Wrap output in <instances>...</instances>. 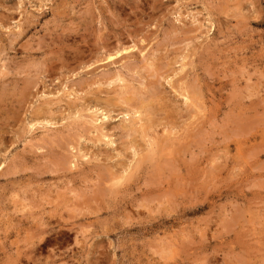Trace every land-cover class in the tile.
<instances>
[{"label":"rangeland","instance_id":"obj_1","mask_svg":"<svg viewBox=\"0 0 264 264\" xmlns=\"http://www.w3.org/2000/svg\"><path fill=\"white\" fill-rule=\"evenodd\" d=\"M145 94L186 153L125 181L117 99ZM0 264H264V0H0Z\"/></svg>","mask_w":264,"mask_h":264},{"label":"bare ground","instance_id":"obj_2","mask_svg":"<svg viewBox=\"0 0 264 264\" xmlns=\"http://www.w3.org/2000/svg\"><path fill=\"white\" fill-rule=\"evenodd\" d=\"M238 3V2H237ZM192 19H193V17H192ZM200 21V20H199ZM88 22V21H87ZM201 22V21H200ZM195 24V23H194ZM201 24V23H200ZM86 26V25H85ZM183 33V32H182ZM8 34V33H7ZM11 36V35H10ZM80 36V35H79ZM17 39V38H16ZM42 44V43H41ZM31 50H33L32 48H31ZM126 50V49H125ZM163 50V49H162ZM3 51V50H2ZM119 52V51H118ZM121 52V51H120ZM154 52V51H153ZM116 53V52H115ZM156 53H158L157 51H156ZM173 53V52H172ZM127 54V53H126ZM55 55V54H54ZM60 55V54H59ZM132 55V54H131ZM169 55V54H168ZM179 55V54H178ZM158 56V55H157ZM171 56V55H170ZM182 56V55H181ZM185 56H187V55H185ZM106 57V56H105ZM161 58V57H160ZM160 58H159V60H160ZM163 58V57H162ZM165 58H167V57H165ZM164 58V59H165ZM107 59V58H106ZM108 59H110V56H109V58ZM154 59V58H153ZM151 60L150 61V66H152V64H154L153 62H154V60ZM186 59V58H185ZM156 60V59H155ZM183 60V59H182ZM148 61V60H147ZM184 61V60H183ZM160 62V61H159ZM18 64H20V63H18ZM33 64V63H32ZM160 64V63H159ZM158 64V66H159V68H160V65ZM44 65V64H43ZM183 65V64H182ZM154 66V65H153ZM36 67V66H35ZM179 68V67H178ZM186 68V67H185ZM161 69V68H160ZM184 69V67L182 68V70ZM128 70V69H127ZM139 70V69H138ZM182 70H180V71H182ZM185 70V69H184ZM45 71V70H44ZM158 71H159V69H158ZM161 71V70H160ZM169 71V70H168ZM179 71V70H178ZM206 71H207V69H206ZM23 72V71H22ZM168 73V72H167ZM170 73V72H169ZM168 73V75H170ZM172 73H175V72H172ZM180 73H182V72H180ZM180 73H178V74H180ZM121 74V73H120ZM166 74V73H165ZM178 74H176V75H178ZM164 75V74H163ZM167 75V74H166ZM172 75V74H171ZM175 75V76H176ZM159 76V75H158ZM107 77V76H106ZM160 77H161V75H160ZM163 77H165V76H163ZM170 77V76H169ZM208 77V76H207ZM30 78V77H29ZM32 78V77H31ZM152 78H153V75H152ZM166 78H168V77H166ZM165 78V79H166ZM181 78V77H180ZM114 79V78H113ZM164 79V80H165ZM169 79V78H168ZM172 79V78H171ZM178 79V78H177ZM200 79V78H199ZM31 80V79H30ZM198 80V79H197ZM22 81H24V80H22ZM32 81H36V80H32ZM105 81V80H104ZM107 81V80H106ZM115 81V80H114ZM113 81V82H114ZM182 81V80H181ZM34 82H32V85H33V83ZM111 82V81H110ZM113 82H111V84L113 83ZM116 82H118V83H120L121 82V84H126L125 83V81L122 79V78H120V77H117L116 78ZM173 82V81H172ZM171 82V83H172ZM194 82V81H193ZM136 83V82H135ZM168 83H170V82H168ZM171 83H170V85H171ZM175 83V82H174ZM178 83V82H177ZM183 83V82H182ZM192 83V82H191ZM22 84L24 85H26L27 86V82H25V83H23L22 82ZM105 84H106V82H105ZM113 84H115V83H113ZM128 84H129V82H128ZM159 84V83H158ZM201 84V83H200ZM2 85V84H1ZM17 85V84H16ZM30 85V84H29ZM100 85H102V84H100ZM107 85V84H106ZM109 85H110V83H109ZM109 85H107V86H109ZM119 85V84H118ZM152 85V84H151ZM181 85V84H180ZM193 85V84H192ZM78 86V85H77ZM132 86V85H131ZM141 88H139V90L141 91V90H143L144 89V86L141 84V85H139ZM174 86V85H173ZM178 86H179V84H178ZM178 86H177V88H178ZM183 86V85H182ZM182 86H180V87H182ZM187 86V85H186ZM194 86V85H193ZM201 86V85H200ZM14 87V86H13ZM16 87V86H15ZM23 87V86H22ZM110 87V86H109ZM130 87V86H129ZM129 87H127V88H129ZM148 87H149V85H148ZM172 87V86H171ZM179 87V88H180ZM191 87V86H190ZM197 87V86H196ZM88 88V87H87ZM99 88V87H98ZM119 89H121V87H118ZM122 88H124L123 86H122ZM137 88V89H138ZM149 88H151V87H149ZM159 88V87H158ZM157 88V89H158ZM186 88L188 89V87H185V90H186ZM194 88H195V86H194ZM198 88V87H197ZM196 88V89H197ZM16 89H17V87H16ZM125 89H126V87H125ZM134 90L135 88L133 87H131V89L130 90ZM136 89V90H137ZM146 89V88H145ZM144 89V93H145V90ZM148 89V88H147ZM152 89V88H151ZM155 89H156V87H155ZM176 89V88H175ZM181 89V88H180ZM182 89H183V87H182ZM248 89V88H247ZM23 90H26V89H24V87H23ZM22 90V91H23ZM31 90V89H30ZM95 90H97V88L95 89ZM99 91L98 92H100V89H98ZM118 90V89H117ZM129 90V91H130ZM149 90V89H148ZM153 91V93L154 94H158L157 92H159V91H157L156 93L154 92V89H152ZM177 90V89H176ZM191 89H189V91H190ZM193 90V89H192ZM108 91V90H107ZM112 91V89L110 90V94L111 93H113V92H115V91H113V92H111ZM126 91V90H125ZM175 91V90H174ZM179 91H181V90H179ZM183 91V90H182ZM187 91V90H186ZM196 91H198V90H196ZM29 92V91H28ZM80 92V91H79ZM83 92V91H82ZM102 92H104L103 91V89H102ZM109 92V91H108ZM118 92H120L119 90H118ZM135 92V91H134ZM151 92V91H150ZM163 92V91H162ZM205 92V91H204ZM16 93V92H15ZM14 93V94H15ZM81 93V92H80ZM84 93V92H83ZM96 93V92H95ZM105 93V92H104ZM188 94H186L185 93V95H183V96H185V100H187L188 102H192L195 98H196V100L198 99L197 97H194V96H196L197 94L196 93H198V95H200L199 94V91L198 92H196V93H194V90H193V94H192V92H187ZM13 94V93H12ZM17 94H18V97H21V98H24V93H21V92H17ZM21 94V96H19ZM23 94V95H22ZM27 94V93H26ZM67 95H69L68 93H66ZM117 94V93H116ZM120 94H121V92H120ZM119 94V95H120ZM133 94H135V93H133ZM154 94H150V95H146V96H148V97H144V95H143V97L141 98L140 97V99H139V97L138 98H136V101L135 102H133V103H137V104H135L134 106H132V105H130L131 104V102L135 99V96H133L132 98H127V99H124L123 100V102L120 100L119 101V99H117L118 100V102L119 103H123V104H126V105H128V106H130V107H132L131 109H128V110H126L125 109V111H124V113L122 112L121 113V116L123 115V117L125 118V120L123 121V120H121V122L119 123V126L117 125L115 128L116 129H119V130H121L123 133H125V138H126V142L125 143H122V144H124V146H122V147H124L123 148V150H126V151H130L131 153V158L130 159H132V160H130V161H133V163H132V166L130 167V169H129V174L125 177V181H129L131 178H133V175H134V173L135 172H137V171H139L140 170V168L143 166V164L145 165L147 162H151V161H153L154 159H157L156 160V162H158L159 163V160H160V158L162 157V155H164L163 156V158L164 157H166V156H171V159L174 161L175 160V154L174 153H181V154H185L186 152V149L185 148H187V147H185L187 144H188V142H187V144L186 145H184V149H183V146H182V148H181V150L179 149V143H178V140H176V138H175V135H176V127H177V124H175L176 126H174V124H172V120H173V122H174V119H172V118H170V116L171 115H162V112H163V110H161L162 108L160 107V103H158V100H157V98H156V96L154 95ZM180 94V93H179ZM183 94H184V91H183ZM196 94V95H195ZM202 94V93H201ZM66 95V96H67ZM81 95V94H80ZM124 95V94H123ZM136 95V94H135ZM139 95V94H138ZM194 95V96H193ZM17 96V95H16ZM27 96V95H26ZM69 96H71V95H69ZM92 96H94V95H92ZM107 96V95H106ZM140 96V95H139ZM163 96V95H162ZM181 96V95H180ZM119 98H120V96H118ZM159 97V96H158ZM88 98V97H87ZM107 98V97H106ZM25 99V98H24ZM74 99H75V97H74ZM94 99V98H93ZM95 99H96V97H95ZM93 100V101H96V100ZM97 99H98V97H97ZM99 99H100V97H99ZM98 99V100H99ZM121 99H123V98H121ZM163 99V98H162ZM200 99V98H199ZM16 100V99H15ZM14 100V101H15ZM92 100V99H91ZM97 100V101H98ZM138 100V101H137ZM183 100H184V98H183ZM192 100V101H191ZM201 100H203V99H201ZM20 101H22V99L21 100H18L17 102H20ZM76 101V100H75ZM78 101V100H77ZM84 101H86L85 99H84ZM89 101V100H88ZM200 101V100H199ZM80 102H81V100H80ZM164 102V101H163ZM204 102V101H203ZM78 103V102H77ZM82 103V102H81ZM85 103V102H84ZM95 103V102H94ZM99 103H101V102H99ZM21 103H19V105H20ZM53 104V103H52ZM101 104H103V105H100L101 106V108H102V110L104 111V113H102V110H100L101 111V113L100 114H102L101 116H102V126H100V127H102V130H105V129H103V122L105 121V119L107 120L109 117H108V115H110L111 113H113V111H116V107L118 106L117 105V101H116V99H103L102 98V103ZM168 104V103H167ZM184 104V103H183ZM16 105V104H15ZM45 105V104H44ZM48 105H49V103H48ZM87 105V104H86ZM97 105H98V103H97ZM96 105V106H97ZM182 105V104H181ZM185 105H187V103L185 104ZM51 106V105H50ZM69 106V105H68ZM71 106V105H70ZM81 106V105H80ZM88 106H89V104H88ZM93 106H95V105H92V107ZM170 107V106H169ZM168 107V108H169ZM185 107V106H184ZM44 108V107H43ZM75 108V107H74ZM95 108V107H94ZM98 108V107H97ZM100 108V109H101ZM181 108V107H180ZM186 108V107H185ZM188 108V107H187ZM190 108H192V106L190 107ZM39 109V108H38ZM45 109V108H44ZM47 109V108H46ZM87 109V108H86ZM93 109V108H92ZM115 109V110H114ZM196 109V108H195ZM6 110V109H5ZM41 110V109H40ZM66 110V109H65ZM72 110H74L73 109V107H72ZM82 110H84V109H82ZM189 110V109H188ZM192 110V109H191ZM49 111H50V109H49ZM75 111V110H74ZM81 111V110H80ZM85 111V110H84ZM90 111V110H89ZM94 111V110H93ZM97 111V110H96ZM99 111V112H100ZM182 111V110H181ZM195 111V110H194ZM48 112V111H47ZM51 112V111H50ZM83 112V111H82ZM82 112H79L80 114L82 113ZM91 112V111H90ZM118 112V111H117ZM177 112H179V111H177ZM33 113V112H32ZM34 113H36V112H34ZM33 113V114H34ZM52 113V112H51ZM50 113V114H51ZM71 113V112H70ZM70 113H67V114H69L70 115ZM78 113V114H79ZM93 113V112H92ZM114 113H116V112H114ZM161 113V114H160ZM197 113V112H196ZM73 114V113H72ZM96 114V113H95ZM164 114V113H163ZM170 114V113H169ZM193 114V113H192ZM45 115H46V113H45ZM53 115V114H52ZM94 115V114H93ZM37 116V115H36ZM51 116V115H50ZM49 116V117H50ZM70 116H72V115H70ZM73 116H74V114H73ZM172 116H173V114H172ZM187 116V115H186ZM189 116V115H188ZM194 116V115H193ZM192 116V117H193ZM196 117H197V115H195ZM34 117V116H33ZM61 117V116H60ZM76 117V116H75ZM98 117V116H97ZM112 117V116H111ZM114 117V116H113ZM116 117H119V116H116ZM115 117V118H116ZM181 117V116H180ZM29 118H31V117H29ZM41 118H43V116H41ZM51 118V117H50ZM67 118H68V116H67ZM94 118H96V117H94ZM93 118V119H94ZM178 118H179V116H178ZM34 119H36V118H34ZM45 119H47V118H45ZM44 119V120H45ZM53 119V118H52ZM69 119V118H68ZM75 119V118H74ZM92 119V120H93ZM186 119H187V117H186ZM195 119V118H194ZM193 119V120H194ZM13 120V119H12ZM60 120V119H59ZM95 120V119H94ZM99 120V119H98ZM178 120V119H177ZM185 120V119H184ZM196 120V119H195ZM29 121L31 122V120L29 119ZM36 121H39V120H36ZM36 121H34L33 123H29V126H30V128H32V127H35L36 125H37V123H40V122H36ZM42 121V120H41ZM96 121V120H95ZM115 121V120H114ZM126 121V122H125ZM181 121V120H180ZM183 121V120H182ZM189 121V120H188ZM192 121V120H191ZM48 122H50L51 123V121H48ZM56 122H58V120L56 121ZM82 122V121H81ZM94 122V121H93ZM178 122V121H177ZM196 122V121H195ZM42 123V122H41ZM49 123V124H50ZM92 123V122H91ZM101 123V122H100ZM198 123V122H197ZM239 123V122H238ZM43 124V123H42ZM46 124H48V123H46ZM48 124V125H49ZM56 124V123H55ZM82 124H84V123H82ZM252 125H253V123H251ZM256 124H258V123H256ZM47 125V126H48ZM51 125H52V123H51ZM85 125V124H84ZM195 125V124H194ZM91 126V125H90ZM94 126V125H93ZM115 126V125H114ZM189 126V125H188ZM245 125H243L242 126V128L244 127ZM248 126V125H247ZM250 126V125H249ZM44 127V126H43ZM119 127V128H118ZM160 128V130L157 132L156 131V128ZM193 127V126H192ZM237 127V129H238V126H236ZM95 128V127H94ZM190 128V127H189ZM201 128V127H200ZM39 129V128H38ZM178 129V128H177ZM182 129V128H181ZM75 130V129H74ZM80 130H82V129H80ZM92 130H96V128L95 129H92ZM111 131H112V128L110 129ZM190 130H191V128H190ZM202 130V128L200 129V130H198L199 132ZM239 130V129H238ZM238 130H236V131H238ZM250 130V129H249ZM85 131V130H84ZM88 131V130H87ZM89 131H91V130H89ZM97 131V130H96ZM95 131V132H96ZM100 132H101V130H99ZM183 132H185V129H183L182 130ZM187 131V130H186ZM195 131V130H194ZM247 131V129L245 130V132ZM34 132V131H33ZM83 132V131H82ZM94 132V131H93ZM94 132V133H95ZM108 132V131H107ZM110 132V131H109ZM189 132H191V131H189ZM202 132V131H201ZM90 133V132H89ZM97 133V132H96ZM106 133V132H105ZM103 131H102V134H100V136H101V138H104V139H106V142L105 141H103L104 142V144L103 145H106V144H108V143H112V141L110 140V138L105 134ZM119 133V132H118ZM234 133V132H233ZM232 133V134H233ZM241 133V132H240ZM247 133V132H246ZM85 134V133H84ZM88 134V133H87ZM90 134H92V133H90ZM120 134H121V132H120ZM195 134V133H194ZM261 134H263V133H261ZM196 135V134H195ZM205 135V134H204ZM242 135V134H241ZM112 136V135H111ZM191 136V135H190ZM118 137H120L119 135H118ZM137 137H139L140 138V140L143 142V146H138L139 145V142H137V140H136V138ZM180 137H181V135H180ZM187 137V136H186ZM195 137V136H194ZM194 137H192V138H194ZM201 137V136H200ZM232 137H234V136H232ZM55 138H57V137H55ZM128 138V139H127ZM103 139V140H104ZM188 139V138H187ZM195 139V138H194ZM61 140V139H60ZM73 140V139H72ZM99 140V139H98ZM98 140H96V142H99ZM139 140V139H138ZM62 141V140H61ZM102 141V140H101ZM118 141H119V139H118ZM233 141H234V139H233ZM236 141V140H235ZM238 141V140H237ZM236 141V142H237ZM241 141V140H240ZM57 142V141H56ZM72 142V141H71ZM71 142H70V144H71ZM120 142V141H119ZM192 142V141H191ZM194 143H195V141H193ZM196 142H197V140H196ZM236 142H234V144L236 143ZM248 142V141H247ZM55 143V142H54ZM92 143V142H91ZM102 143V142H101ZM106 143V144H105ZM200 144V143H199ZM58 145V144H57ZM56 145V146H57ZM112 145V144H111ZM141 145V144H140ZM195 145H196V143H195ZM72 146V145H71ZM113 146V145H112ZM121 146V145H120ZM189 146V145H188ZM191 146V145H190ZM189 146V147H190ZM197 146V145H196ZM238 146L240 147V144L238 143ZM49 147V146H48ZM121 147V148H122ZM141 147V148H140ZM145 147V148H144ZM112 148V147H111ZM200 148V147H199ZM108 149V148H107ZM147 149V150H146ZM111 150V149H110ZM117 150V149H116ZM144 150H146V152L145 153H143L144 152ZM44 151V150H43ZM55 151V150H54ZM79 151V150H78ZM120 151V150H119ZM181 151H184L185 153H183V152H181ZM191 151V150H190ZM189 151V152H190ZM83 152H84V150H83ZM86 152V151H85ZM84 152V153H85ZM113 152H115V151H113ZM121 152V151H120ZM123 152V151H122ZM65 153V152H64ZM79 154H80V151L78 152ZM102 153H104V152H102ZM107 153V152H106ZM116 153V152H115ZM129 152H127V154H128ZM172 153L174 154L173 156H172ZM85 154H87V153H85ZM112 154H114V153H112ZM71 155V154H70ZM98 155H99V153H98ZM124 155V154H123ZM129 155V154H128ZM72 156H74V154L72 155ZM82 156H84L83 154H82ZM90 156V155H89ZM95 156V155H94ZM154 156L156 157L157 156V158H154ZM195 156V155H194ZM75 157V156H74ZM110 157V156H109ZM125 157H127V156H125ZM182 157V156H181ZM44 158V157H43ZM42 158V159H43ZM54 158V157H53ZM60 158V157H59ZM58 158V159H59ZM73 158V157H72ZM85 158V157H84ZM86 158H88V157H86ZM96 158V157H95ZM112 157H110V159H111ZM113 158H114V156H113ZM112 158V159H113ZM116 158H117V160H118V158H123V156L118 152V153H116ZM108 159V158H107ZM115 159V158H114ZM45 160H47V159H45ZM69 160V159H68ZM76 160V159H75ZM121 160V159H120ZM119 160V163L121 164V165H119V166H121L122 167V169H124V170H126V168H128V167H126L125 165H122L123 163H121V161ZM127 160V159H126ZM129 160V159H128ZM170 159H168V161H169ZM178 160V159H177ZM176 160V161H177ZM49 162H50V159L48 160ZM47 161V162H48ZM54 162H55V160H53ZM57 161L58 160H56V165L59 167V165L58 164H60V163H57ZM84 161H85V159H84ZM182 161V160H181ZM54 162H53V164H54ZM64 162V161H63ZM66 162V161H65ZM65 162H64V164H65ZM88 162V161H87ZM111 162V161H110ZM162 162H166V161H164L163 159H162ZM46 163V162H45ZM69 163V162H68ZM113 163V162H112ZM118 163V164H119ZM170 163V162H169ZM181 163V162H180ZM211 163V162H210ZM73 164H74V158H73ZM85 164V163H84ZM108 164V163H107ZM114 164V163H113ZM177 164V163H176ZM175 164V165H176ZM12 165V164H11ZM62 165H63V163H62ZM67 165V164H66ZM66 165L64 166L65 168H67L66 167ZM163 165L165 166V164L163 163ZM167 166L166 167H168V164H166ZM171 165H172V163H171ZM50 166V165H49ZM54 166H55V164H54ZM113 166V165H112ZM160 166H162V165H160ZM189 166V165H188ZM12 167V166H11ZM46 167V166H45ZM51 167L53 168V165H51ZM56 167V166H55ZM57 167V168H58ZM62 167V166H61ZM60 167V168H61ZM99 167V166H98ZM156 167H159L158 165L156 166ZM176 167H177V165H176ZM17 168V167H16ZM56 168V169H57ZM60 168H58L57 169V171H59V169ZM111 168V167H110ZM114 168V167H113ZM152 168H154V167H152ZM151 168V169H152ZM160 168V167H159ZM156 169V171H159V170H162L161 168L160 169ZM171 166L169 167V169L171 170ZM175 168V167H174ZM174 168H172V169H174ZM15 169V168H14ZM20 169V168H19ZM48 169V168H47ZM55 169V170H56ZM64 169V168H63ZM63 169H62V171H63ZM96 169V168H95ZM178 169V168H177ZM187 169V168H186ZM9 170V169H8ZM11 170H12V168H11ZM35 170V169H34ZM51 170H54V169H51ZM61 170V169H60ZM101 170H102V168H101ZM147 170H148V168H147ZM150 170V169H149ZM163 170H165V169H163ZM175 170H176V168H175ZM179 170V169H178ZM20 171V170H19ZM91 171V170H90ZM95 171V170H94ZM111 171H112V169H111ZM12 172H13V170H12ZM54 172V171H53ZM52 172V173H53ZM105 172V171H104ZM165 172V171H164ZM170 172V171H169ZM180 172V171H179ZM14 173V172H13ZM99 173V172H98ZM106 173V172H105ZM126 173V172H125ZM160 173H162V174H164L162 171H160ZM173 173V172H172ZM15 174H16V172H15ZM99 174H103V173H99ZM107 174V173H106ZM117 174V173H116ZM124 174V173H123ZM153 174H155V170H154V173ZM188 174V173H187ZM10 175V174H9ZM13 175V174H12ZM97 175V174H96ZM108 175V174H107ZM125 175V174H124ZM147 175V174H146ZM98 176H100V175H98ZM103 176V175H102ZM144 176H145V174H144ZM157 176V174L155 175V177ZM166 177H167V175H165ZM164 176V177H165ZM9 177V176H8ZM109 177V176H108ZM111 177L112 178H110L111 180H120L121 178V176H113V175H111ZM149 177V176H148ZM148 177H147V179H146V181H144V180H142L143 182H146L147 184H154L153 182L154 181H152V182H150V183H148L147 182V180H148ZM154 177V178H155ZM99 178V177H98ZM159 178V177H158ZM167 178H169V176L167 177ZM108 179V178H107ZM106 179V180H107ZM159 179H161V178H159ZM80 180H82V179H80ZM99 180V179H98ZM98 180H96L97 182H95V183H101L102 184V182H99ZM101 180H103V182H104V180L105 179H103V178H101ZM100 180V181H101ZM162 180V179H161ZM161 180H158L157 182H159V181H161ZM165 180V179H164ZM108 181V180H107ZM148 181H150V180H148ZM169 181H170V179H169ZM172 182H173V180H172ZM106 183V182H105ZM162 183V182H161ZM146 184V185H147ZM159 184V183H158ZM163 184V183H162ZM166 184V183H165ZM176 184V187H178V185H177V183H175ZM98 185V184H97ZM103 185H104V183H103ZM164 185V184H163ZM162 185V186H163ZM147 186H150V185H147ZM170 186V185H169ZM98 188L100 187V185L99 186H97ZM174 187V186H173ZM103 188H104V186H103ZM107 188V187H106ZM177 189V188H176ZM120 191H121V189H120ZM123 191V190H122ZM127 191V190H126ZM157 192V191H156ZM129 193V192H128ZM175 193V192H174ZM183 194V193H182ZM89 196H90V193H89ZM152 196V195H151ZM85 197H86V195H85ZM104 197V196H103ZM111 197V196H110ZM149 197V196H148ZM164 197V196H163ZM88 199V198H87ZM91 199H93V198H91ZM101 199V198H100ZM107 199H108V197H107ZM119 199V198H118ZM93 200H95V197H94V199ZM104 200V199H103ZM106 200V199H105ZM117 200V199H116ZM165 200V199H164ZM163 200V201H164ZM101 201H102V199H101ZM92 202V201H91ZM116 202V201H115ZM84 204V203H83ZM86 204V203H85ZM98 204V203H97ZM100 204V203H99ZM103 205V204H102ZM88 207V206H87ZM99 207H100V205H99ZM104 207V206H103ZM108 207V206H107ZM80 208V207H79ZM95 208V207H94ZM101 208V207H100ZM85 209V208H84ZM79 210H81V209H79ZM78 210V211H79ZM67 211V210H66ZM87 211V210H86ZM68 212V211H67ZM74 212H76V211H74ZM100 212V211H99ZM65 213V212H64ZM94 213V212H93ZM61 216V215H60ZM59 216V217H60ZM69 216V215H68ZM62 218V217H61Z\"/></svg>","mask_w":264,"mask_h":264}]
</instances>
